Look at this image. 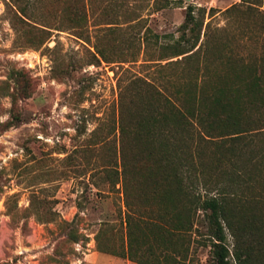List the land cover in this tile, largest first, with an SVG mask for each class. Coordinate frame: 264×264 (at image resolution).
Returning <instances> with one entry per match:
<instances>
[{"label": "trees", "instance_id": "trees-1", "mask_svg": "<svg viewBox=\"0 0 264 264\" xmlns=\"http://www.w3.org/2000/svg\"><path fill=\"white\" fill-rule=\"evenodd\" d=\"M88 2L65 9L86 41ZM199 10L189 4L177 32L166 35L143 24V14L129 12L121 22L116 7L104 10L107 45L94 44L93 53L99 64L180 70H115V116L109 136L95 144L112 142L103 170L123 205L119 221L102 222L97 249L140 264H172L179 233L202 219L210 264H264V42L261 54L237 53L232 29L212 27ZM20 13L30 25L27 9ZM259 25L264 33V18ZM44 26L43 34L62 30ZM12 125L0 124V135Z\"/></svg>", "mask_w": 264, "mask_h": 264}, {"label": "rangeland", "instance_id": "rangeland-1", "mask_svg": "<svg viewBox=\"0 0 264 264\" xmlns=\"http://www.w3.org/2000/svg\"><path fill=\"white\" fill-rule=\"evenodd\" d=\"M75 3L0 0V124H13L0 135V264H140L97 249L102 222L119 221L123 199L103 170L112 142H95L110 134L115 70L180 69L99 64L93 53L94 44L107 45L104 10L116 7L121 22L129 12L143 14V24L166 35L177 32L193 4L212 27L232 29L237 53L263 52L264 0H89L90 41L70 27L65 9ZM21 8L30 25L19 19ZM44 25L62 30L43 34ZM39 38L43 44L30 45ZM206 226L200 219L192 232L179 233L182 246L171 253L178 260L172 264L212 263Z\"/></svg>", "mask_w": 264, "mask_h": 264}]
</instances>
